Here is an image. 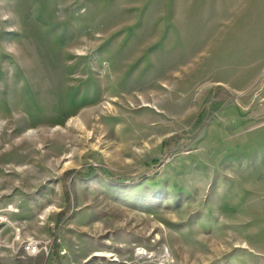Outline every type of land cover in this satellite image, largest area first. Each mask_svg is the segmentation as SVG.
<instances>
[{"label":"rangeland","instance_id":"374dc122","mask_svg":"<svg viewBox=\"0 0 264 264\" xmlns=\"http://www.w3.org/2000/svg\"><path fill=\"white\" fill-rule=\"evenodd\" d=\"M0 199V264H264V0H0Z\"/></svg>","mask_w":264,"mask_h":264},{"label":"built area","instance_id":"2783aa9c","mask_svg":"<svg viewBox=\"0 0 264 264\" xmlns=\"http://www.w3.org/2000/svg\"><path fill=\"white\" fill-rule=\"evenodd\" d=\"M18 211L14 202L2 203L0 199V225L12 224L15 240L20 241L27 255H35L40 252V241L37 239H21L22 225L12 223L11 215Z\"/></svg>","mask_w":264,"mask_h":264},{"label":"trees","instance_id":"16d2710c","mask_svg":"<svg viewBox=\"0 0 264 264\" xmlns=\"http://www.w3.org/2000/svg\"><path fill=\"white\" fill-rule=\"evenodd\" d=\"M67 172H76V173L80 174V175L83 176V177H88V176H90V175L92 174V172H93V168H91L90 171H88L87 173H81V171H76V170H74V169L68 170ZM64 193H65V195H66V198H67L68 201H69V194H68V191H67L66 188H64Z\"/></svg>","mask_w":264,"mask_h":264}]
</instances>
